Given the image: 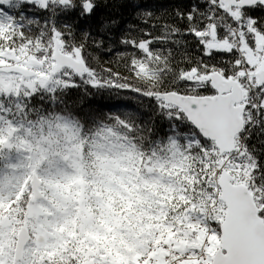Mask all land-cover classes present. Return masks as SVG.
Instances as JSON below:
<instances>
[{
    "label": "snow or ice",
    "instance_id": "snow-or-ice-1",
    "mask_svg": "<svg viewBox=\"0 0 264 264\" xmlns=\"http://www.w3.org/2000/svg\"><path fill=\"white\" fill-rule=\"evenodd\" d=\"M0 264H264V0H0Z\"/></svg>",
    "mask_w": 264,
    "mask_h": 264
},
{
    "label": "trees",
    "instance_id": "trees-1",
    "mask_svg": "<svg viewBox=\"0 0 264 264\" xmlns=\"http://www.w3.org/2000/svg\"><path fill=\"white\" fill-rule=\"evenodd\" d=\"M127 11H123V15L125 16L126 22H131V18L128 15ZM108 10H101L98 15H105ZM75 19V16L72 17ZM83 29L87 27V25H80ZM123 27V25H121ZM90 52L93 53L94 56L99 57V63L103 67H111L113 71H118L123 76H128L131 79V75L126 72L122 66L117 61L116 53L113 52L111 55H104L100 52H96L94 49H89ZM117 51H123L122 48H117ZM94 66H95V62ZM81 95V90L73 89L71 96L73 100L79 99ZM83 107L86 111H94L98 113H133L136 115H143L148 111L149 101L143 100L141 103L140 98L136 97L135 94L128 91H120L116 92L114 90H91V94L87 97V99L82 101Z\"/></svg>",
    "mask_w": 264,
    "mask_h": 264
}]
</instances>
